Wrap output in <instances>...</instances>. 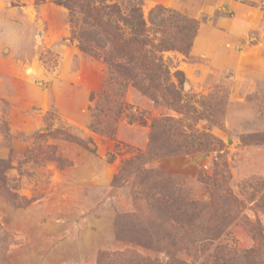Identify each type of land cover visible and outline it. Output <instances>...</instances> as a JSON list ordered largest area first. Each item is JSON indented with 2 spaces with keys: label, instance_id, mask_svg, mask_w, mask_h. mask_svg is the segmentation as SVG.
Wrapping results in <instances>:
<instances>
[{
  "label": "rangeland",
  "instance_id": "obj_1",
  "mask_svg": "<svg viewBox=\"0 0 264 264\" xmlns=\"http://www.w3.org/2000/svg\"><path fill=\"white\" fill-rule=\"evenodd\" d=\"M112 2L141 8L151 50L178 46L176 17L197 24L189 55L153 50L166 97L149 73L121 82L103 52H82L67 7L0 0V264H211L202 240L218 221L231 264H264V0ZM141 155L145 177L187 193L173 209L207 205L162 224L166 243L150 245L143 180L115 181Z\"/></svg>",
  "mask_w": 264,
  "mask_h": 264
},
{
  "label": "trees",
  "instance_id": "obj_2",
  "mask_svg": "<svg viewBox=\"0 0 264 264\" xmlns=\"http://www.w3.org/2000/svg\"><path fill=\"white\" fill-rule=\"evenodd\" d=\"M36 2H41L42 0H35ZM58 5L67 7L70 11V24L72 27V35L74 39L78 40L79 48L85 54H90L94 56H99L97 51H101L104 54L105 63L108 65L111 74L117 78L121 77L124 82L130 79L134 72L137 70H143L149 73L155 81H160L162 85L163 94L166 97V91L172 93L171 89L167 88L166 82L169 78V72L166 70V66L163 64L162 58L156 59L153 56V50L160 49L161 51L168 50H178L186 55H189L192 46V39L197 31V24L195 22H185L183 27L174 23L178 20L176 17L173 22L169 24L172 27L177 28L181 33L178 41V46L172 44L169 40L165 38L160 41L158 45H155L154 49L151 50L148 47H153V43L145 36L146 22L144 19L143 12L139 6H131L128 11L122 10V8L117 4L112 2V0H54ZM159 15H163L166 10L163 7L156 8ZM124 23L129 27L131 35L126 37L124 35V28L120 25ZM167 23V22H166ZM87 25V29L85 28ZM164 26V25H163ZM161 29H164L163 27ZM164 33V32H162ZM164 35V34H163ZM182 77L183 74L179 72ZM169 99H174L169 96ZM179 102L175 104L177 107ZM180 105V104H179ZM203 140L208 141V135H202ZM202 145L207 143L201 142ZM158 144H161V139L155 144V148H158ZM154 148V149H155ZM153 151V150H152ZM144 160V156H137L133 161H129L121 169L120 173L116 177V182L122 181L125 177H134V180L139 181L142 191L138 190V199H145L148 201V206L151 210V215L157 219L158 233L152 234L150 237L151 244L156 245V242L163 241L166 243V226L162 228V224L166 222L175 221V216L181 213L182 216L188 220L202 218L206 212L205 208L207 205L193 200L191 209L178 210L174 207L181 201L183 195H186L183 190L177 186L172 180L167 184L166 176H156L154 181L152 178L147 176L139 164L135 161ZM152 173L150 170L147 173ZM146 173V174H147ZM147 178V180H146ZM177 194L182 195L179 198ZM231 201L234 204H240L236 198H234L232 193H228ZM186 199H190L186 197ZM173 202V204H172ZM181 203H184L188 207L189 203L184 199ZM176 209V210H175ZM190 210H193L190 213ZM221 218V217H220ZM219 218V219H220ZM162 219V221H161ZM215 227V225H214ZM224 224L221 221L217 222L215 230L211 228V234L205 236L202 240L204 245V250L206 252H211L210 258L212 257L213 263L211 264H231V257L229 250L224 242L226 235H223ZM160 230V232H159ZM205 230V229H204ZM223 231V232H222ZM207 232V233H210ZM162 235L161 239L158 237ZM258 256V255H257ZM259 258V256L257 257ZM198 261V262H197ZM197 263L199 264H209L201 258H197ZM195 262H193L195 264ZM147 260L142 259V263L137 262V264H151ZM189 263V262H188ZM185 262L184 264H188ZM196 263V264H197Z\"/></svg>",
  "mask_w": 264,
  "mask_h": 264
}]
</instances>
